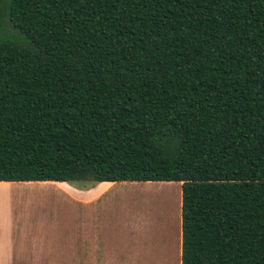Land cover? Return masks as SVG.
Listing matches in <instances>:
<instances>
[{"label":"trees","instance_id":"1","mask_svg":"<svg viewBox=\"0 0 264 264\" xmlns=\"http://www.w3.org/2000/svg\"><path fill=\"white\" fill-rule=\"evenodd\" d=\"M0 11V181L180 182V264H264V0Z\"/></svg>","mask_w":264,"mask_h":264},{"label":"crops","instance_id":"2","mask_svg":"<svg viewBox=\"0 0 264 264\" xmlns=\"http://www.w3.org/2000/svg\"><path fill=\"white\" fill-rule=\"evenodd\" d=\"M123 187L133 188L134 181H102L90 187L65 181H0V192L32 188L60 196L45 214L0 215V264H134L133 239L132 248H123L122 218L102 211L107 196ZM169 197L161 198L159 207ZM179 226L180 264L181 211Z\"/></svg>","mask_w":264,"mask_h":264},{"label":"rangeland","instance_id":"3","mask_svg":"<svg viewBox=\"0 0 264 264\" xmlns=\"http://www.w3.org/2000/svg\"><path fill=\"white\" fill-rule=\"evenodd\" d=\"M180 184L176 181H134L133 188L123 187L120 193L107 196V205L102 211L122 218L123 248H132L133 239L134 264H179ZM50 191L26 188L9 194L4 190L0 192V215L16 213L28 218L51 212L52 206H57L54 200L60 196ZM168 195L167 204L159 207V200Z\"/></svg>","mask_w":264,"mask_h":264}]
</instances>
